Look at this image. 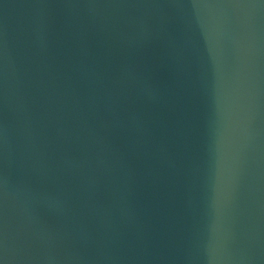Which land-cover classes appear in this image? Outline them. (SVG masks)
I'll return each instance as SVG.
<instances>
[{
    "label": "water",
    "instance_id": "obj_1",
    "mask_svg": "<svg viewBox=\"0 0 264 264\" xmlns=\"http://www.w3.org/2000/svg\"><path fill=\"white\" fill-rule=\"evenodd\" d=\"M0 264H264V0H0Z\"/></svg>",
    "mask_w": 264,
    "mask_h": 264
}]
</instances>
